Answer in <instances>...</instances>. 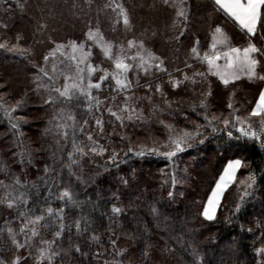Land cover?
Returning a JSON list of instances; mask_svg holds the SVG:
<instances>
[{
  "label": "trees",
  "instance_id": "trees-1",
  "mask_svg": "<svg viewBox=\"0 0 264 264\" xmlns=\"http://www.w3.org/2000/svg\"><path fill=\"white\" fill-rule=\"evenodd\" d=\"M185 4L187 15H191L194 20L193 33H200L211 23L222 20L208 0H185ZM261 30L264 34V28L259 26L257 31ZM244 37L238 40L242 44L245 43ZM12 85L17 90L12 92L11 89L9 96H20L18 101L24 103L12 114L11 120L4 116L0 118V181L4 182L0 184V198L5 199V203H0V260L5 264H12L16 256L22 258L21 264H36V247L42 245L41 239L53 240L56 230L53 218L51 227L38 226L39 236L33 238L27 247L17 251L7 235V228L19 232L23 223L19 212L24 210V206L21 205L19 209L8 208L7 199L9 194L12 198H18L20 193L27 194L29 218L46 212L48 207L54 210L64 208L65 223L73 225L71 231L66 230L54 244V250L59 255L52 264H258L256 249L264 247V149L259 142L245 137L236 139L240 133L234 128H231L233 138L229 139L226 132L221 130L223 125L219 122L215 125L217 132L213 133L211 128L206 130L209 134L205 143L196 144L172 159L174 163L180 161V164H184L183 157L192 158L190 164L187 161L185 164L194 170L198 184L185 188L183 196L171 204L166 197L169 183L160 184V179H164L163 173L170 171L167 166L169 160H163L160 156L137 157L128 153V156H120L117 164L110 165L107 171L104 168L107 161L105 155L89 156L83 158L80 167L73 166V171L80 175L83 183L77 182L75 176L70 177L65 165L68 163L67 153L71 151V139L66 146L62 139L57 145L56 141L60 138L49 124L54 108L44 105L49 93L45 92V97L34 88L32 93L19 79ZM252 86L245 84L240 87L241 99L245 102L247 94L243 90ZM8 87L11 88L7 85L3 90L8 91ZM215 89L219 93L216 94ZM215 89L212 98L216 103L224 104L225 91L219 86ZM102 91L103 88L93 90V94L101 97ZM254 102L255 98L252 99ZM61 107L66 115L71 113L76 117L77 129L85 119L89 120L86 129L94 125L82 99L58 104L55 111L58 112ZM190 107V100L181 99L177 108L172 110L179 113L180 110L188 111ZM19 116L24 119L19 122L17 131L10 125ZM50 128L52 131H48ZM77 143L86 144L85 133L81 135L77 131ZM21 152L31 153V163H28L27 156L24 163L20 162ZM230 159L244 162L237 176L245 171L256 175L254 193L245 198L241 211L236 213L235 205L240 203V195L232 184L223 195L216 219L204 221L199 213L206 198L205 189L212 187L213 180H216L223 165ZM46 166L52 170L51 177H61L57 181L59 189L70 185V190L77 194L76 199L82 202L80 207L67 205L55 198L45 200L48 196L45 181H49L51 186V177L45 173ZM135 174L139 176L140 183L132 180ZM16 178L19 179V185L15 184ZM124 180L128 184L123 183ZM190 180L196 182L195 179ZM5 184L11 187L5 188ZM33 184L36 187H32ZM119 204L122 205V213L113 216L111 209ZM76 220L81 221L82 227L87 223L88 230L77 234L74 226ZM93 235L98 239L92 240ZM17 239L24 243L22 234L17 235ZM112 240H115V245L111 243ZM76 247L80 248L79 252L75 251ZM43 264L48 262L45 260Z\"/></svg>",
  "mask_w": 264,
  "mask_h": 264
},
{
  "label": "rangeland",
  "instance_id": "rangeland-1",
  "mask_svg": "<svg viewBox=\"0 0 264 264\" xmlns=\"http://www.w3.org/2000/svg\"><path fill=\"white\" fill-rule=\"evenodd\" d=\"M116 5H121L127 11L131 25L129 28H125L120 9ZM183 7L187 15L185 0ZM178 11V0H175V6L173 0H170L167 5L162 0H0V43H6L8 47L16 45L18 49L26 50L23 52H10L7 49H0V85H2L0 87V104L9 110L15 107V103L20 96H9L11 94L9 92L17 90L12 84L18 79L29 87L32 93L34 88L46 97L45 92L47 91L44 85L48 81L46 77H42V74L39 73L38 69L41 67L45 68L51 75L53 64H55L57 68L55 85L63 87L64 75L74 74V62L66 58L67 55L71 54V49L68 47L63 49L66 56H61L59 52L56 53L55 57L51 56L50 53L57 45L67 46L71 41H75L77 44H85L86 49L91 47L92 57L90 62L93 66H98L108 72L114 71L113 61L106 58L101 49L94 46L92 41L87 40L86 33L91 27L93 30L99 28L104 40L113 44L114 54L119 52L121 46L127 54H135L137 49L129 50L127 42L134 40L137 45L143 42L144 48L159 57L163 61V67L167 70L160 71L152 68L147 74L143 71L137 73L133 70L129 73V79L133 81V88L130 92L114 93L112 88L109 87L110 83L114 87L111 77L102 84L101 89L103 88V91L100 93L102 95L99 97V94H96V97L101 102L102 118L110 122L105 125L103 136L98 134L95 125L90 129H86L85 140L86 144L89 143L86 137L90 131L94 139H98L100 144L109 149V152L105 153L106 159H108V155L113 149L119 152L122 157L124 153L128 152L129 147L133 148L134 151H138L141 146L148 148L154 144L163 145L166 143L167 132L159 121L173 125L176 130L194 131L196 124H207V121L204 120L205 115L209 119L213 117L229 118L230 113L233 111L227 107L229 102L234 105L235 109L239 110L237 114L242 117L248 116L255 106L252 99H258L259 92L264 90V81L249 80L246 76L241 75L239 80L225 86L217 77L207 74L206 63L196 60L191 53V48L197 46V40L199 41L198 47L201 56L205 52H209L212 37L217 27H220L228 37L231 46H234L241 39L240 35L238 36L231 27L225 23L223 24L220 20H217V23H211L214 26L210 24L206 29L200 30V33H193L191 31L194 24L193 17L187 15L186 20L178 18ZM262 19H264V16H262ZM236 25L239 27L237 23ZM181 31L184 33L182 36L180 35ZM261 34H263L262 30L257 31V35ZM243 39L245 43L242 44L238 41L237 47L247 46L249 40L246 37ZM254 43L258 47L261 46L258 39ZM45 55L49 56L47 64L44 61ZM257 58L261 59V65L257 68V71L260 75H264V58L259 56ZM218 63L223 64V60L218 61ZM187 65H191V67ZM195 72H203L206 75L203 78L195 77L197 83L193 84L192 78ZM185 74L189 77L188 80H184ZM101 75H103V72L97 71L94 73L92 76L93 82H97ZM175 80H180L182 83L174 89L170 81ZM245 84L254 86L249 87L248 90H243L247 94L245 96L247 102L241 99L242 89L240 87ZM7 85L11 88L8 87V91H4L3 89ZM149 85H151V90H149ZM157 85L161 87L162 93L155 91ZM217 86L225 91L224 97L226 100L224 104H218L212 98V95L215 96V92L216 94L219 93L218 89H215ZM208 92H211L210 96L206 95ZM185 93L187 95H184ZM7 95L9 96L8 99H6ZM104 95L108 96L104 97ZM125 95L133 97L129 103L135 105L138 111L142 110V114L146 119L144 122L126 121L125 127L121 128L119 122L115 121L114 117H110L106 108L112 106L114 110H118V107L124 104ZM113 97L114 100H112ZM181 99L190 100V109L188 111L180 110L179 113L177 111L173 112ZM201 100H204L207 111L199 108ZM169 104L171 108H169ZM193 107L196 108V111H193ZM154 109L155 111H153ZM169 112H172V115H169ZM93 114L100 116V113L94 112L91 113V118ZM1 116L8 117L5 115L3 108H0V118ZM253 121L257 130L258 118H253ZM218 122L223 125L222 120L219 119L213 120V125L215 126ZM200 130L204 133L201 138H207L209 133L205 132L203 127ZM234 130L236 129L234 128ZM121 137H124L123 141L118 140ZM209 142L212 143L211 140ZM125 156H128V154ZM161 159L164 160L165 158L161 157ZM182 159L184 164H180V161L176 163L172 160L169 161L167 166L170 167V171L167 174L163 173L164 179H160L161 185L169 183L166 197H168L171 204H175L178 197L183 196L185 188H189L191 185L197 186L198 184L196 177H194V170H191L189 165L185 164V161L190 164L192 158L183 157ZM230 160L223 165L220 174ZM202 170L204 171V169ZM239 173L240 171L237 172L235 184L233 185L236 188V193L241 196L245 187L241 181H245L249 173L245 171L237 176ZM173 174L177 181L174 187L172 184ZM220 174L216 180H213L212 187L205 189L206 198L202 202L200 213L203 211V207L207 203V199ZM117 176L119 177V173ZM190 178L195 179L196 182L192 183ZM132 180L140 183L137 174L133 175ZM170 191L173 192L172 197L168 196ZM118 207H122V205L119 204ZM201 218L204 220L202 216ZM40 247L44 246L36 247L37 253ZM257 257L258 260L261 259V257Z\"/></svg>",
  "mask_w": 264,
  "mask_h": 264
},
{
  "label": "snow or ice",
  "instance_id": "snow-or-ice-1",
  "mask_svg": "<svg viewBox=\"0 0 264 264\" xmlns=\"http://www.w3.org/2000/svg\"><path fill=\"white\" fill-rule=\"evenodd\" d=\"M162 2L167 5L170 3V0H162ZM175 6V0H173ZM214 4L218 7L219 10H222L224 14L230 17L234 22H236L239 27L250 37L247 42V46L233 47L230 45L228 37L223 33L220 27L215 29V33L212 37L211 50L205 52L201 56L199 52V41L197 40L196 45L191 48V53L193 57L207 65V74L217 77L225 86L230 83L239 80L241 75L246 76L249 80H260L264 81V75H260L257 71V68L261 65V59L257 57L264 58V34L260 36L257 35L258 26L264 28V0H214ZM184 0H178L179 11L177 12L178 18L187 19V15L184 10ZM120 9V15L123 18V24L125 28H129L130 20L127 14V11L121 6L116 5ZM6 27V25H5ZM183 31L180 32L182 36ZM86 38L88 41H92L93 45L99 47L103 52L104 56L109 60L113 61L114 71L108 72L105 69H101L98 66H93L90 62L92 57L91 47L86 49L85 44H77L75 41H71L67 46L57 45L56 48L50 53L51 56L55 57L56 53L59 52L61 56H66L63 49L68 47L71 49V54L67 55L66 58L74 62V74H65L64 75V84L63 87H57L55 85V74L57 72L56 65L53 64L52 74L41 67L38 69L39 73L42 74V77H46L48 83L44 85L45 90L49 93L48 98L44 100V105H51L54 108L52 119L49 121V124L55 129L56 135L60 138L57 139V145H60V140L62 139L67 145L69 139H71V151L67 153L68 163L65 167L68 169L69 176H75L77 182L83 183L81 181L80 175H77L73 171V166L80 167L83 158L85 157H103L105 153L109 152V149L100 144L98 139H94L93 134L89 131L87 134V141L89 143H77V131L82 135L85 133L86 127L89 125V120H83L82 124L77 129L76 117L71 113L65 114L63 107L59 111H55V106L58 104H67L73 100L80 101L81 99L85 102L86 111L88 113H100V116L92 115V120L94 125L98 130V134L103 136L105 125L110 121H105L102 116L103 113L100 109V100L93 94V90H100L102 84L105 81L109 80L114 82V87L112 84H109V87L112 88V91L116 94L123 92H130L133 88V81L129 79V73L135 70L137 73L143 71L147 74L152 68H155L160 71H167L163 67V61L156 57L153 53L147 51L144 48L143 42H140L138 45L134 40H129L127 42L128 49L136 48L137 51L135 54L129 55L125 52V49L121 46L119 52L114 54L113 44L104 40L103 35L101 34L99 28L93 30L91 27L86 33ZM179 38V37H177ZM253 39H258L261 42V46H257L256 43L252 42ZM222 46V47H218ZM0 49H7L8 51H26L24 49H18L16 45L8 47L6 43H0ZM49 56H44V61L47 64ZM223 60V64L218 63V61ZM131 61V62H129ZM191 67V65H187ZM97 71L103 72V75L99 77L97 82H93L92 76ZM206 74L203 72L193 73L192 83H197L195 77L203 78ZM189 77L187 74L184 76V80H188ZM172 87L178 88L182 81L175 80L170 81ZM2 87V85H0ZM39 88V85H38ZM149 90H151V85H149ZM156 92H161L162 89L159 85L155 88ZM206 95H211V92H208ZM132 96H124V104L118 107V110H114L112 106H107L106 111L110 117H114L115 121L119 122L121 128L125 127V122H144L146 119L142 110L138 111L137 107L133 104H130L129 101L132 100ZM114 100V97L112 98ZM24 102L18 101L16 107L12 109L4 108V105L0 104V108L4 109L5 115L12 119V114L16 113L17 109L22 106ZM227 107L233 111L230 113L229 118L223 119V129L228 138H233V133L231 128H235L237 132L240 133L241 137H245L248 140L259 142V145L264 149V90H261L258 94V99L255 100V106L251 109L248 116L242 117L237 114L238 109L234 108V105L229 102ZM169 108L171 105L169 104ZM199 108L207 111L206 104L204 100L200 101ZM155 111V109L153 110ZM193 111H196V108L193 107ZM186 118V117H185ZM253 118H258V129L254 127ZM16 122L11 123V128L19 131L20 121L24 118L22 116L16 117ZM218 119L213 117L209 119L207 115L204 116V120L207 121L206 125L196 124L194 131H189L187 129H174V126L171 124H165L164 121H159V123L164 127L167 132L166 143L163 145L154 144L152 147L145 148L140 147L138 151H134L133 148L129 147L128 152L132 153L137 157H144L146 155H157L161 156L169 161L177 156L178 153L184 152L188 148H193L196 144L205 143L204 133L201 132V127L205 129L211 128L212 132L215 133L218 129L213 125V120ZM70 122V123H69ZM238 126V127H237ZM71 130V133L70 131ZM52 131V128L48 129ZM121 140H124V137H121ZM62 150V147H61ZM20 162L24 163L25 157L27 156L28 163H31V153H19ZM120 157V153L116 152L114 149L108 155V159L105 162L104 168L105 171L108 170L110 165H116ZM55 162V161H54ZM244 167V162L240 159L230 160L223 169V172L220 174L218 180L215 183L214 188L211 191L207 199V203L203 207V211L200 215L206 221H214L216 219L217 210L220 207L221 200L224 193L227 189L235 183V178L237 172ZM51 169L46 166L45 173L51 177ZM60 172H63V169H60ZM60 176L56 175L51 177V186H49V181H45V186L48 190V196L45 197V200L48 201L52 198L58 199L61 202L71 205L73 207H80L81 203L76 199V193L70 190V185L64 187L62 190L57 187V181L60 180ZM176 178L173 174L172 184L173 187L176 184ZM19 179H15V184L19 185ZM123 183L127 184V181L124 180ZM245 185L243 193L240 196V203L235 205L236 213L241 211V207L245 201V198L251 197L255 190V185L257 183V178L254 173H249L245 181H241ZM0 184H4L3 181H0ZM5 188L11 187V185H4ZM32 187H36L35 184ZM53 189H56L55 192ZM26 193H20L18 198H12L11 194L7 199L8 208H20L21 205L24 206V210L19 212V216L22 218L23 223L19 228V232H14L11 227L7 228V235L10 238L12 244L16 247L17 251L22 248H25L29 245V242L39 236L38 226L39 227H51L52 219H55L56 230L54 231L53 240H44L41 239L40 243L45 245V247H40L38 249V256L36 257V264H43L46 260L48 264H52L54 258L59 255L57 251L54 250V244L56 241L62 237L63 233L71 231L72 224L65 223L64 208L54 210L52 207H48L46 212H42L40 215H33L29 218L28 212L30 211L27 208L28 200L26 198ZM169 197L173 196V192L168 193ZM0 203H5V199L0 198ZM155 211V209H153ZM113 216H119L122 213L120 207L113 206L111 209ZM43 222V223H42ZM115 224L116 221H113ZM75 229L77 234L85 232L88 230L87 223L82 227L81 221H75ZM261 225H258V227ZM248 231H251L249 229ZM30 233V235H29ZM22 234L24 236V243H21L17 239V235ZM92 240H97L98 237L93 235ZM111 243L115 245V240H112ZM75 251L79 252L80 248L76 247ZM29 254L31 255V249L29 248ZM97 255H100L97 253ZM122 255V253H118ZM147 255V253H145ZM195 255V252L193 253ZM256 255L261 257L258 261V264H264V247L256 249ZM27 259V258H24ZM22 258L16 256L12 264H21ZM0 264H5L4 261L0 260Z\"/></svg>",
  "mask_w": 264,
  "mask_h": 264
},
{
  "label": "crops",
  "instance_id": "crops-1",
  "mask_svg": "<svg viewBox=\"0 0 264 264\" xmlns=\"http://www.w3.org/2000/svg\"><path fill=\"white\" fill-rule=\"evenodd\" d=\"M208 1L216 9V11L219 13V15L221 16V18H222L221 22H223V24L225 23L226 25L231 27L233 32H236V34L238 36L239 35L241 37L245 36L248 40L250 39V37L242 29H240L230 17L226 16L222 10L218 9V7L214 4V0H208ZM233 47H237V44L234 45Z\"/></svg>",
  "mask_w": 264,
  "mask_h": 264
}]
</instances>
